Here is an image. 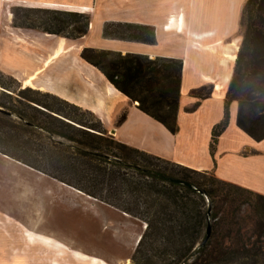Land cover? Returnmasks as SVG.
Wrapping results in <instances>:
<instances>
[{
	"label": "trees",
	"instance_id": "16d2710c",
	"mask_svg": "<svg viewBox=\"0 0 264 264\" xmlns=\"http://www.w3.org/2000/svg\"><path fill=\"white\" fill-rule=\"evenodd\" d=\"M42 11L52 15L50 23L55 27L43 28L45 32L70 39L87 33V14ZM63 27H72L73 32L66 35ZM110 27H106V34ZM240 32L237 59L225 95L224 119L212 131V156L229 125L233 102L238 103V127L254 140H264V0L246 1ZM88 53L99 55L102 61L94 60ZM82 57L100 69L115 88L137 102L140 110L172 134L178 132L181 60L123 56L92 49H85ZM12 85L18 86V93ZM210 94L204 89L192 92L198 98ZM3 98H9L11 103ZM17 105L32 109L37 115L16 110ZM13 117L22 122L20 128L24 131L37 127L71 143L76 154L68 152L69 146L60 148V168H76L81 179L60 177V181L145 224L131 264H264V194L225 181L215 170L191 169L124 144L109 133L93 112L48 92L23 89L14 77L0 71V129L16 127ZM126 118L125 112L119 124ZM49 120L59 130H49L45 123ZM169 164L176 167L170 168ZM124 169H134L139 181L135 182ZM208 228L211 237L203 243Z\"/></svg>",
	"mask_w": 264,
	"mask_h": 264
},
{
	"label": "crops",
	"instance_id": "0c3cea01",
	"mask_svg": "<svg viewBox=\"0 0 264 264\" xmlns=\"http://www.w3.org/2000/svg\"><path fill=\"white\" fill-rule=\"evenodd\" d=\"M246 1L0 0V71L23 87L56 94L93 112L124 144L191 169L215 170L225 181L264 194V140L256 141L238 127L237 102L231 104L230 122L218 139L214 156L210 150L213 128L224 119ZM15 6L87 14V33L70 39L15 27ZM125 28L136 37L118 34ZM85 49L181 60L178 132L172 134L115 88L100 69L83 59ZM206 88L209 96L192 95L194 90ZM125 112L127 118L119 124ZM56 243L51 246L60 248ZM71 254L81 261L79 252Z\"/></svg>",
	"mask_w": 264,
	"mask_h": 264
},
{
	"label": "rangeland",
	"instance_id": "374dc122",
	"mask_svg": "<svg viewBox=\"0 0 264 264\" xmlns=\"http://www.w3.org/2000/svg\"><path fill=\"white\" fill-rule=\"evenodd\" d=\"M24 8L29 7L15 6L12 9L15 27L29 28L24 27L26 25L38 26L31 28L40 31H44L43 28L54 30L50 23L52 15L42 10H61H20ZM63 28L66 35L73 32L72 27ZM119 31L118 34L128 33V37H136V33H131L133 30L125 28ZM88 54L94 60L102 61L99 55ZM6 82L11 84L8 79ZM17 87L12 85L16 93ZM2 100L11 103L9 98ZM15 109L37 115L24 106L17 105ZM86 119L90 120L88 116ZM13 120L16 127L0 129V150L31 166L0 152V264H37L36 261H41L40 264H93V259L102 264H131L145 224L60 181V177L81 179L76 175V168H60L63 164L60 163V148L69 146L68 152L76 154V150L70 147L71 143L37 127H28L24 131L20 128L22 122L16 117ZM50 121L53 122L45 121L49 130H59ZM168 166L176 167L173 164ZM124 170L130 172L135 182L139 181L134 169ZM25 229L53 241L47 243V239L35 236L27 238ZM56 242L60 243V248L51 246ZM72 252H79L78 257L83 256L81 261L73 258Z\"/></svg>",
	"mask_w": 264,
	"mask_h": 264
},
{
	"label": "bare ground",
	"instance_id": "6f19581e",
	"mask_svg": "<svg viewBox=\"0 0 264 264\" xmlns=\"http://www.w3.org/2000/svg\"><path fill=\"white\" fill-rule=\"evenodd\" d=\"M174 22V21H173ZM30 85H27V86H25L24 88H27V87H29ZM26 235L27 236H35V235H32V233H30L29 231H27V233H26ZM36 237V236H35ZM37 238V237H36ZM80 257H83L82 255H80ZM84 259H87L86 257H84ZM92 262H93V264H99L100 263V261L99 260H97V259H93L92 260Z\"/></svg>",
	"mask_w": 264,
	"mask_h": 264
},
{
	"label": "water",
	"instance_id": "95a60500",
	"mask_svg": "<svg viewBox=\"0 0 264 264\" xmlns=\"http://www.w3.org/2000/svg\"><path fill=\"white\" fill-rule=\"evenodd\" d=\"M172 181L180 182L179 180H174V179ZM210 234H211V229L208 228L207 238H206V240L203 243H206L207 242L208 238L210 237Z\"/></svg>",
	"mask_w": 264,
	"mask_h": 264
}]
</instances>
